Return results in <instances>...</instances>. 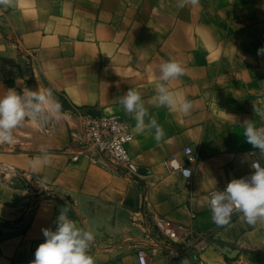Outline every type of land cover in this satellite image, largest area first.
<instances>
[{"label":"crops","instance_id":"1","mask_svg":"<svg viewBox=\"0 0 264 264\" xmlns=\"http://www.w3.org/2000/svg\"><path fill=\"white\" fill-rule=\"evenodd\" d=\"M260 48L264 0L0 3V96L50 90L62 106L61 119L29 120L15 143L0 144V264H31L42 230H54L61 211L94 233L95 264H140L141 250L149 264H264V220L249 224L238 213L220 226L209 206L212 190L251 175L252 160L264 166L243 134L246 120L264 128L254 112L264 111ZM170 60L185 72L164 83L192 103L187 115L157 100L158 66ZM129 90L143 94L145 123L157 121L161 140L154 128L137 131L135 113L121 103ZM87 111L129 123L140 182L97 152L72 160L71 131ZM170 157L191 166L190 184L167 170ZM155 216L210 238L199 263L159 232Z\"/></svg>","mask_w":264,"mask_h":264},{"label":"clouds","instance_id":"2","mask_svg":"<svg viewBox=\"0 0 264 264\" xmlns=\"http://www.w3.org/2000/svg\"><path fill=\"white\" fill-rule=\"evenodd\" d=\"M7 3V0H0ZM258 55H264V48L258 49ZM151 71V70H149ZM184 67L176 61L170 60L158 66L156 76L157 100L159 105L166 106L172 111H179L187 115L193 105L179 92L169 90L164 82L184 75ZM142 93L134 90L127 91L121 99L124 109L135 113L137 131L145 128L155 129L157 141L164 136V130L155 119L145 123L147 110L142 103ZM61 105L56 102L50 90L45 92L27 91L22 94L10 90L0 96V144L15 143V132L25 126L27 121L36 124L39 120L62 118ZM254 112L264 116V111L254 105ZM244 136L254 149L264 155V128H258L252 120H246ZM255 156L256 153H249ZM43 161L36 159L32 162L34 171L38 172ZM174 166L180 168L178 162ZM254 171L248 177L230 180L222 191L213 192L209 200L213 222L223 226L230 222L234 212L242 213L249 224L264 220V166L259 160L251 161ZM183 174L188 177L190 171L183 167ZM44 241L35 250V258L31 264H95L89 255V248L95 239L91 230L79 227L61 211L56 218L55 229L44 228Z\"/></svg>","mask_w":264,"mask_h":264},{"label":"built area","instance_id":"3","mask_svg":"<svg viewBox=\"0 0 264 264\" xmlns=\"http://www.w3.org/2000/svg\"><path fill=\"white\" fill-rule=\"evenodd\" d=\"M71 139L78 145L77 154L72 155L73 161L78 160L80 155L91 157L94 152H97L130 174L135 183L143 179L142 170L134 161L129 149L134 134L129 123L120 115L94 114L87 111L83 114L81 128L71 131ZM186 152H190V148H186ZM174 162H178L181 167H175ZM164 165L169 172L179 171L190 184L191 174L188 177L183 174V167L192 173L189 164L183 163L176 157H170L164 160ZM218 191L222 190H212L209 193V200L211 194ZM238 213L234 212L232 216ZM154 224L167 240L180 243L185 247L184 255L199 263L201 253L209 245L210 238L207 235L195 233L193 229H188L184 225L171 224L158 216H155ZM181 231L184 233L181 234ZM138 260L140 264H149L142 250L138 252Z\"/></svg>","mask_w":264,"mask_h":264},{"label":"rangeland","instance_id":"4","mask_svg":"<svg viewBox=\"0 0 264 264\" xmlns=\"http://www.w3.org/2000/svg\"><path fill=\"white\" fill-rule=\"evenodd\" d=\"M66 117H67V124H68L69 126L75 127V126H76V122H75V120H74V117H73V118L68 117V116H66Z\"/></svg>","mask_w":264,"mask_h":264}]
</instances>
